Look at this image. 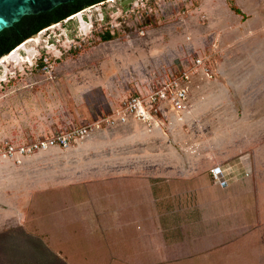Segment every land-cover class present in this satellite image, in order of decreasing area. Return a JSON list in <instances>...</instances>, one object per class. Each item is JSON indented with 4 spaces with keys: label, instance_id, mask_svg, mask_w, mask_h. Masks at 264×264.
<instances>
[{
    "label": "crops",
    "instance_id": "1",
    "mask_svg": "<svg viewBox=\"0 0 264 264\" xmlns=\"http://www.w3.org/2000/svg\"><path fill=\"white\" fill-rule=\"evenodd\" d=\"M238 5L246 17L226 2L200 5L212 33L211 54L219 61L215 77L204 72L193 76L184 110H170L161 121L130 118L95 128L65 148L0 156V233L20 229L38 237L50 234L46 214L30 211L35 193L45 197L54 187L83 184L85 171L105 167L115 190L110 194H125L130 187L123 183L131 180V188L140 190L139 203L151 212L149 188L156 177L157 212H172L174 218L189 221L188 232L180 230L175 242H187L194 257L203 252L205 264H264V23ZM213 86L217 89L210 91L211 98L199 95ZM3 88L0 144L50 136L62 129V123L83 125L90 120L88 108L70 91L54 95L52 85ZM100 89L102 115L113 114L131 93L149 90L139 83L134 88L114 86L108 94L103 86ZM61 99L72 103L63 105ZM221 105L238 106L241 112L220 111ZM215 165L223 167L228 185L212 179ZM94 174L87 177L96 178ZM170 203L171 211L166 208ZM86 215L76 212L60 220L64 228H71V220ZM79 225L75 222L74 230Z\"/></svg>",
    "mask_w": 264,
    "mask_h": 264
},
{
    "label": "rangeland",
    "instance_id": "2",
    "mask_svg": "<svg viewBox=\"0 0 264 264\" xmlns=\"http://www.w3.org/2000/svg\"><path fill=\"white\" fill-rule=\"evenodd\" d=\"M214 2L224 5L227 0H110L71 20L51 24L24 41L16 59L0 64V95L3 86L52 85L54 95L75 93L76 100L88 108L87 123L94 122L104 116L98 112L102 86L105 94L113 92L114 86L134 88L138 83L151 89L176 70L189 68L200 55H210L213 70L219 59L211 54L212 33L200 5L210 7ZM235 2L264 23V0ZM123 5L131 7L123 11ZM108 31L119 35L104 41L102 36ZM214 89H202L199 95L209 99ZM223 109L240 111L238 106L221 105L219 110ZM94 173L96 178L87 177ZM156 179L149 188L152 212L139 203L140 190L131 188V180L123 183L130 187L125 194H110L115 190L105 167L85 171L83 184L54 187L45 191V197L35 193L30 211L42 217L46 214L50 234L40 238L20 229L0 233V264H205L203 252L194 257L187 242H175L180 230L188 232L189 221L174 218L172 212H157ZM166 208L171 211L172 204ZM76 212L87 215L64 228L60 218ZM77 221L80 227L74 230Z\"/></svg>",
    "mask_w": 264,
    "mask_h": 264
},
{
    "label": "built area",
    "instance_id": "3",
    "mask_svg": "<svg viewBox=\"0 0 264 264\" xmlns=\"http://www.w3.org/2000/svg\"><path fill=\"white\" fill-rule=\"evenodd\" d=\"M109 1L110 0H105L89 5L77 13L69 16L64 21L71 20V18L73 19L78 14L94 8L95 6L103 5ZM130 7L123 5L122 10L128 11ZM209 59L210 55L207 57L203 55L195 57L192 59L190 64L191 66L189 68L185 70H176L168 76L166 80H162L157 83L145 93L139 92L131 94L121 101L120 106L113 114L104 115L94 122L66 127L65 129H61L50 136L19 144L5 141L3 144H0V156H25L56 146L65 148L74 142L83 139L93 129L100 128L103 124L110 125L124 123L130 118H136L143 121H161V117L166 116L167 112L170 110L180 112L188 107L190 100V84L195 74L202 71L208 77L213 76L214 72L210 69L212 66L210 65ZM211 174L212 179L216 183L221 186L228 185V180L225 177L224 170L221 165H215L212 167Z\"/></svg>",
    "mask_w": 264,
    "mask_h": 264
},
{
    "label": "trees",
    "instance_id": "4",
    "mask_svg": "<svg viewBox=\"0 0 264 264\" xmlns=\"http://www.w3.org/2000/svg\"><path fill=\"white\" fill-rule=\"evenodd\" d=\"M105 0H73L56 6L50 11L39 14L25 15L13 26L5 28L0 32V58L15 49L25 38L37 34L40 30L51 24L63 22L69 16L77 13L83 8ZM229 7L237 14L244 15L235 0H227ZM118 32H106L102 36L104 41L116 38ZM3 58V57H2Z\"/></svg>",
    "mask_w": 264,
    "mask_h": 264
},
{
    "label": "water",
    "instance_id": "5",
    "mask_svg": "<svg viewBox=\"0 0 264 264\" xmlns=\"http://www.w3.org/2000/svg\"><path fill=\"white\" fill-rule=\"evenodd\" d=\"M69 1L73 0H0V32L5 28L13 26L15 22L20 21L25 15L47 12ZM27 39L25 38L19 45L23 44Z\"/></svg>",
    "mask_w": 264,
    "mask_h": 264
},
{
    "label": "bare ground",
    "instance_id": "6",
    "mask_svg": "<svg viewBox=\"0 0 264 264\" xmlns=\"http://www.w3.org/2000/svg\"><path fill=\"white\" fill-rule=\"evenodd\" d=\"M80 14H78L77 16H79ZM29 42V41H28ZM27 43V42H26ZM25 43V44H26ZM24 47V44L23 45H21L20 47H18L16 50H14L13 52L11 51L6 57H4L2 60H1V62H0V64H3V63H5L7 60H9V59H12V58H15L16 59V55H20L19 53H18V51L19 50H21L22 48Z\"/></svg>",
    "mask_w": 264,
    "mask_h": 264
}]
</instances>
